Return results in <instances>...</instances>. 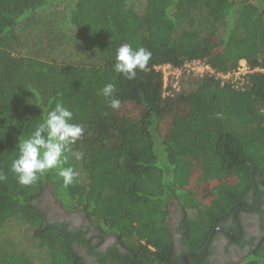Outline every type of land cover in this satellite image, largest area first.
<instances>
[{
    "label": "trees",
    "instance_id": "trees-1",
    "mask_svg": "<svg viewBox=\"0 0 264 264\" xmlns=\"http://www.w3.org/2000/svg\"><path fill=\"white\" fill-rule=\"evenodd\" d=\"M250 1L0 0V264H86L74 246L91 245L85 232L51 222L35 202L46 185L66 209L116 234L124 251L100 255L101 264H176L174 199L182 243L200 257L212 231L245 207L252 170L264 172V71H255L264 68V8ZM125 43L152 53L134 80L113 68ZM197 59L216 74L243 59L253 71L241 87L222 84L187 75ZM167 64L184 69L179 91L165 84ZM107 83L117 110L98 95ZM57 102L84 127L71 146L83 158L70 153L63 165L79 175L67 188L56 170L22 186L10 170L18 137ZM195 173L202 197L187 188ZM262 255L264 237L241 264H264Z\"/></svg>",
    "mask_w": 264,
    "mask_h": 264
},
{
    "label": "flooded vegetation",
    "instance_id": "flooded-vegetation-1",
    "mask_svg": "<svg viewBox=\"0 0 264 264\" xmlns=\"http://www.w3.org/2000/svg\"><path fill=\"white\" fill-rule=\"evenodd\" d=\"M252 178L255 187L247 194L245 207H239L232 217L227 218L212 231L208 251L203 257H206L205 262L208 264H241L255 243L264 237V172L256 167L252 170ZM35 202L51 222H64L70 229L85 232V238L91 245L88 247L74 242V246L86 264H101L102 261L98 260L100 255L110 256L113 251L116 252L115 247L124 251L116 234L103 233L96 228L84 211L66 209L53 196L50 186L44 187L41 196ZM175 203V199L171 200L170 225L175 234V254L180 257L176 264H190L187 258L201 260L204 251L200 257L193 258L189 246L182 243L180 222L184 211ZM92 245L95 247L92 248Z\"/></svg>",
    "mask_w": 264,
    "mask_h": 264
},
{
    "label": "clouds",
    "instance_id": "clouds-1",
    "mask_svg": "<svg viewBox=\"0 0 264 264\" xmlns=\"http://www.w3.org/2000/svg\"><path fill=\"white\" fill-rule=\"evenodd\" d=\"M151 56V51L144 47H133L129 43L121 44L116 50L114 71L128 80H134L137 70L142 71ZM206 75L210 76L209 73ZM176 88L177 91L180 90L179 86ZM115 91L116 85L107 83L98 92V95L103 96L108 102V106L113 110H117L121 106L120 99L114 95ZM72 121L73 112L62 103L57 102L54 107L47 110L46 116L35 125L29 135L18 137V144L15 146L17 155L11 163L10 170L16 175L20 185H34L51 170H56L58 177L62 178L65 188L76 181L79 173L71 166H63L68 162L70 153L77 160L83 158L82 153H72L71 146L82 138L84 127L82 124ZM5 179L6 176L0 173V181Z\"/></svg>",
    "mask_w": 264,
    "mask_h": 264
},
{
    "label": "built area",
    "instance_id": "built-area-1",
    "mask_svg": "<svg viewBox=\"0 0 264 264\" xmlns=\"http://www.w3.org/2000/svg\"><path fill=\"white\" fill-rule=\"evenodd\" d=\"M194 61H196L198 64L202 62L201 60H194ZM186 64H188V63H186ZM185 65H184V67H185L184 69H186V71H188V73H197V74H200V75H203L204 73L205 74L209 73L210 75L215 74L216 76L222 77L224 80L226 79V80H231L232 81V78H234L233 82L241 79L242 76L244 77L246 74H248L249 72L253 71V70L250 69V67L241 65L233 73L231 72V73H227V74H221V73L216 74V72L208 64H206L205 62L202 65L203 69L201 71H200V69H198L196 67L187 66V67H189V68H187ZM161 69L164 72V74L167 75V77L176 76L177 78L181 74H183V71H184V69L182 67L181 68H174L170 64L162 66ZM259 69L257 68V69H255V71L259 70ZM168 70H170V71L168 72ZM262 70H264V68H262ZM176 77H174L172 80H170V84L173 85V87H177L178 86V81H175Z\"/></svg>",
    "mask_w": 264,
    "mask_h": 264
},
{
    "label": "rangeland",
    "instance_id": "rangeland-1",
    "mask_svg": "<svg viewBox=\"0 0 264 264\" xmlns=\"http://www.w3.org/2000/svg\"><path fill=\"white\" fill-rule=\"evenodd\" d=\"M250 3L253 4V5H256V6H259V7L264 8V4L261 5L258 0H251ZM186 63H188V64L185 65L186 67L187 66H189V67L190 66L191 67H196V68L200 69V71L203 69V67H202V65L204 64L203 61L201 63H199V64L196 61H194V60L192 62H190V63H189V61L186 62ZM241 65L242 66L244 65V66L249 67L248 64H247V62H243L242 61V63H240L239 66H241ZM189 67H187V68H189ZM260 69H259L260 71H264V70H262V68H260ZM169 71L170 70H168V72ZM186 72L188 73V71H186ZM196 75H200V74H196ZM200 76L203 77V76H206V74L204 73L203 75H200ZM246 78L247 77H245V76L244 77L243 76L241 77L242 82L239 84L240 87L244 85V83L246 82ZM233 80H234V78H233ZM243 90H245V86H244V88L241 89V91H243ZM197 174L198 173L193 174V176L196 179L194 181H192V183L189 182L187 188L191 191L190 193H192L193 195L198 196V197H202L204 195V193H205L204 191H205V187L206 186L204 185V183H200V182L197 181V178L199 179V176H196ZM240 182H241V180H240ZM211 194L212 193L210 192L209 193V200H212L214 198V196H211ZM175 204H177V202ZM94 224H97V223L94 222ZM261 257H264V255H262Z\"/></svg>",
    "mask_w": 264,
    "mask_h": 264
},
{
    "label": "crops",
    "instance_id": "crops-1",
    "mask_svg": "<svg viewBox=\"0 0 264 264\" xmlns=\"http://www.w3.org/2000/svg\"><path fill=\"white\" fill-rule=\"evenodd\" d=\"M201 60V59H200ZM202 61V60H201ZM242 61L243 62H247L245 59H243V60H241V62L240 63H242ZM206 63V62H205ZM207 64V63H206ZM248 64V63H247ZM210 66V65H209ZM211 67V66H210ZM212 68V67H211ZM213 69V68H212ZM215 71V70H214ZM228 73H231V72H228ZM186 74L188 75V74H193L194 76H197V77H201L200 75H196L197 73H187L186 72ZM221 74H227V73H221ZM182 75L183 74H181L177 79H176V81H178V86L181 88L182 87V80H181V77H182ZM218 78H221V80H222V84L224 83V82H226L227 80L225 79H223L222 77H219V76H217ZM185 78V77H184ZM164 80H165V84H166V86H168L169 84H170V77H167V75L166 74H164ZM262 240V239H261ZM260 240V241H261ZM258 243V242H257Z\"/></svg>",
    "mask_w": 264,
    "mask_h": 264
},
{
    "label": "water",
    "instance_id": "water-1",
    "mask_svg": "<svg viewBox=\"0 0 264 264\" xmlns=\"http://www.w3.org/2000/svg\"><path fill=\"white\" fill-rule=\"evenodd\" d=\"M210 240H211V236H210V238H209V240H208V242H207V245H206V247H205L204 253L201 255L200 258H203V257L206 255V253H207V251H208V248H209V245H210ZM193 258H195V257H193Z\"/></svg>",
    "mask_w": 264,
    "mask_h": 264
}]
</instances>
